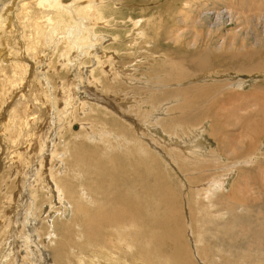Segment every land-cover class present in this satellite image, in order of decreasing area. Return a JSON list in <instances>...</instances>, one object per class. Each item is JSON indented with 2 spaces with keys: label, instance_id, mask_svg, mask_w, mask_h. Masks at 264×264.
Listing matches in <instances>:
<instances>
[{
  "label": "rangeland",
  "instance_id": "1",
  "mask_svg": "<svg viewBox=\"0 0 264 264\" xmlns=\"http://www.w3.org/2000/svg\"><path fill=\"white\" fill-rule=\"evenodd\" d=\"M14 1L0 0V13ZM23 2L0 63V264H178V232L192 264H264V119L249 125L246 115L264 111V0H80L52 26L53 39L33 41L36 22L16 17ZM26 7L41 14L32 0ZM68 25L82 35H56ZM230 54L256 69H221ZM197 136L201 155L188 143ZM152 188L163 202L143 200ZM111 206L137 214L117 225Z\"/></svg>",
  "mask_w": 264,
  "mask_h": 264
},
{
  "label": "bare ground",
  "instance_id": "2",
  "mask_svg": "<svg viewBox=\"0 0 264 264\" xmlns=\"http://www.w3.org/2000/svg\"><path fill=\"white\" fill-rule=\"evenodd\" d=\"M17 1V0H16ZM16 1H14L13 3H11V4H9V5H7L6 7H4L3 9H2V12L0 13V63H2V57L4 56V47L6 46V41L11 37V35L14 33V25H13V23H12V12L14 11V8L16 7ZM22 1H24L23 3H25V4H22L20 7H19V12L17 13V15H16V17H17V19H18V23H19V19L20 20H23V19H26V18H29V19H31L32 21H35L36 22V31L35 30H33V26L32 25H30V23H29V28H28V36H26V37H28V39H27V41H33L34 39H36V36L38 37V36H46V35H48L49 36V39L51 40V39H53L54 37H55V32L52 30V26L54 25V24H57V22L61 19L62 20V18H61V16H62V14H63V12L64 13H68V11H69V9H70V4L71 3H75L76 1L77 2H79L80 0H32V1H34V4H35V6L37 7V9L39 10V12L41 13L40 15H35V14H33L32 13V11L31 10H29V9H27V7H26V4H27V2L28 1H31V0H22ZM82 1V0H81ZM18 3V2H17ZM76 4V3H75ZM30 6V5H29ZM71 6H72V4H71ZM89 8V7H88ZM84 9V8H83ZM80 10V9H79ZM216 11V10H215ZM218 11V10H217ZM71 13V12H70ZM52 14H59V17H57V19L55 20L54 18V20H52ZM96 14V13H95ZM65 15V14H64ZM35 16H38V18H36ZM204 16H206V17H209L208 15H204ZM204 16H202V17H204ZM64 17V16H63ZM247 17V16H246ZM206 19V18H205ZM200 20V19H199ZM216 20H220V16H216ZM261 21H263V20H261ZM98 22V21H97ZM258 22V21H257ZM32 23V22H31ZM61 24V23H60ZM34 25V24H33ZM74 25V24H73ZM66 26V25H65ZM84 25H82V27H83ZM76 27H69V25H68V28L65 30V32H63V33H61L60 32V30H57L58 31V33L59 34H56V35H60V34H63L62 35V37H63V39L64 40H72V39H77V38H79L81 35H82V33H81V29H75ZM140 35V34H139ZM92 36V38L94 39L95 38V36L94 35H91ZM91 36H90V39H91ZM13 37V36H12ZM138 38H140V37H138ZM226 39V38H225ZM224 39V40H225ZM35 42H36V44L38 43V40H35ZM31 46H34L35 44H30ZM36 46V45H35ZM83 47V46H82ZM220 47V46H219ZM28 49H30V50H32V48H28ZM74 50V49H73ZM85 50V49H84ZM42 54V53H41ZM43 56V55H42ZM112 57V56H111ZM58 59V58H57ZM225 61H226V63L223 65V67H220L221 69L222 68H224V69H226V70H241L242 72H251V71H254V70H252V69H256V66H253V65H251V63H252V58H249L248 60H245V57H242L241 58V56H240V54H235V55H233V54H230V55H228L227 57H225ZM195 63H196V61H194ZM262 64H264V59L263 60H261L260 61ZM261 63H257V65H259V64H261ZM22 67V66H21ZM205 67V66H204ZM264 67V66H263ZM13 68V67H12ZM14 68H15V66H14ZM23 68V67H22ZM26 68V67H25ZM262 68V67H261ZM82 69V68H81ZM194 69L196 70H202L203 69V67H202V65H201V63H196L195 65H194ZM107 71V70H106ZM193 71V70H192ZM225 71V70H224ZM109 74V73H108ZM116 75V74H115ZM106 77H107V75H106ZM105 77V78H106ZM109 77V76H108ZM107 77V78H108ZM17 78H19V77H17ZM106 78V79H107ZM135 79V78H134ZM110 80H112L111 78H110ZM127 80V79H126ZM129 80V79H128ZM146 80V79H145ZM144 81V80H143ZM138 82V81H137ZM136 82V83H137ZM44 83V82H43ZM139 83V82H138ZM127 84V83H126ZM236 83H231V84H228V86L227 87H230L231 85H233V87H235L236 85H238V83L235 85ZM144 85H146V84H144ZM153 85V84H152ZM19 86V85H18ZM241 86V85H240ZM239 86V87H240ZM16 87V86H15ZM142 87V86H141ZM159 87V86H158ZM101 88V87H100ZM237 88V87H236ZM15 89V88H14ZM227 89V88H226ZM197 90V89H196ZM188 92V91H187ZM211 92V91H210ZM259 93V92H258ZM254 95H255V100H256V102L259 100L256 96H258L255 92L253 93ZM111 95H113V94H111ZM128 95V94H127ZM137 95V94H136ZM227 95H229L228 97H232L233 96V94H227ZM244 95V94H243ZM247 95V94H246ZM260 95V94H259ZM89 96V95H88ZM238 96V95H237ZM251 96V95H250ZM123 98L125 97V96H122ZM148 97V96H147ZM195 97H196V95H195ZM198 97V96H197ZM98 98V97H97ZM251 99H249L250 101L252 100V97H250ZM126 99V98H125ZM129 99V98H128ZM132 99V98H131ZM145 98H143V100H144ZM91 100V99H90ZM98 100V99H97ZM107 100H109L110 101V99H107ZM106 100V101H107ZM160 100V99H159ZM248 100V101H249ZM98 101H100V102H103V104H104V101L103 100H98ZM108 101V102H109ZM217 101V100H216ZM215 101V102H216ZM250 103H252V102H250ZM258 103H261V102H258ZM216 104H219V103H216ZM79 105V104H78ZM108 105V104H107ZM114 105V104H113ZM120 105V104H119ZM121 105H125V104H121ZM121 105L119 106L120 108H121ZM86 106V105H85ZM92 106V105H91ZM103 106V105H102ZM127 106V105H126ZM242 106V105H241ZM241 106H240V108H241ZM104 107H105V104H104ZM110 107V106H109ZM263 107V106H262ZM84 108H86V107H84ZM100 108V107H99ZM107 108V107H106ZM127 108V107H126ZM126 108L125 109H123L124 111L126 110ZM164 107H162L161 106V109H163ZM260 108V107H259ZM258 108V109H259ZM104 109V108H103ZM109 109V108H108ZM245 109V108H244ZM264 109V108H263ZM114 110V109H113ZM121 110V109H120ZM144 110V109H143ZM185 110V109H184ZM202 110V109H201ZM240 110V109H239ZM101 111V110H100ZM104 111H106L105 109H104ZM115 111V110H114ZM117 111V110H116ZM127 111V110H126ZM128 111H129V109H128ZM186 111H188V109H186ZM200 111V110H199ZM110 112H112V111H110ZM185 112V111H184ZM207 112V111H206ZM248 113L246 114V115H252V120H250V119H248L249 121V125L250 124H252L250 121H252V122H256V121H259V120H262V119H264V114L262 113V112H264L263 110H260V111H251V112H249V111H247ZM113 113V112H112ZM119 113H121L120 111H119ZM126 113V112H125ZM125 113H123L124 115H125ZM193 113V112H192ZM202 113V112H201ZM200 113V114H201ZM226 113V112H225ZM115 115H117L116 113H114ZM122 114V113H121ZM187 114H188V112H187ZM219 114V113H218ZM231 114H232V116L231 117H235L236 116V118H237V121L234 119V120H232V121H234L233 122V126L236 128V127H238L237 125H239V128L241 129L240 130V135L242 134V132H243V130L245 129L242 125H240L238 122L240 121L239 119H241L240 118V116L239 115H233V113L231 112ZM120 115V114H119ZM127 115H128V113H127ZM130 115V114H129ZM159 115V114H158ZM245 115V116H246ZM226 116L229 118L230 117V113H228V114H226ZM112 117V116H111ZM120 117H121V115H120ZM137 117V116H136ZM147 117L149 118V119H152V118H154L155 117V114H147ZM230 117V118H231ZM126 118H127V116H126ZM159 118V117H158ZM147 119V118H146ZM218 118L217 117H212V124H213V120H214V124L215 125H217V124H219V120H217ZM220 119H221V117H220ZM223 119V118H222ZM232 119V118H231ZM230 119V120H231ZM5 120V119H4ZM104 120V119H103ZM125 120V119H124ZM126 121V120H125ZM128 121V120H127ZM139 121H141V120H139ZM162 121H163V119H162ZM118 122V121H117ZM116 122V123H117ZM248 122L246 121V124H248ZM58 123V122H57ZM128 123V122H127ZM159 123V122H158ZM87 124V123H86ZM90 124V123H89ZM119 123H117V125H118ZM129 124V123H128ZM135 124V123H134ZM162 124V123H161ZM263 124H264V122H263ZM153 125V124H152ZM245 125V124H244ZM262 125V124H261ZM12 126V125H11ZM16 126V125H15ZM18 126V125H17ZM241 126V127H240ZM92 127V126H91ZM135 127V126H134ZM149 127V126H148ZM223 127V126H222ZM246 127V126H245ZM253 127V126H252ZM260 127H262V126H260ZM137 128V127H136ZM142 129H143V127H141ZM140 128V129H141ZM156 128V127H155ZM83 129V128H82ZM85 129V128H84ZM150 129V128H149ZM148 129V130H149ZM152 129V128H151ZM17 130V129H16ZM16 130H15V132H16ZM62 130V129H61ZM104 130H105V128H104ZM145 130V129H144ZM143 130V131H144ZM256 130V129H255ZM65 131V130H64ZM81 131V130H80ZM95 131V130H94ZM237 131V130H236ZM239 131V130H238ZM237 131V132H238ZM246 131V130H245ZM250 131V130H249ZM18 132V131H17ZM20 132V131H19ZM100 132V131H99ZM112 132V131H111ZM231 132V131H230ZM113 133V132H112ZM193 133H195V134H193L192 136H194V137H196V133H199V135L201 134V132H200V128H197L196 130H194L193 131ZM232 133H235V131L234 130H232ZM18 134V133H17ZM46 134V133H45ZM77 134V133H76ZM143 134H144V132H143ZM228 134V133H227ZM74 135V134H73ZM96 135V134H95ZM159 135V134H158ZM198 135V136H199ZM213 137H215L216 139H218V140H221L222 138L221 137H228V136H226V133H222V131L220 130H218V131H213L212 132V134H211ZM229 135V134H228ZM231 135V134H230ZM23 136V135H22ZM49 136V135H48ZM76 136V135H75ZM75 136H74V138H75ZM115 136V135H114ZM197 136V137H198ZM15 137V136H14ZM73 137V136H72ZM106 137V136H105ZM118 137V136H117ZM122 137H123V135H122ZM125 137V136H124ZM156 137V136H155ZM189 137V136H188ZM233 137V136H232ZM41 138H43V136H41ZM68 138V137H67ZM109 138V137H108ZM114 138V137H113ZM192 138V137H191ZM221 138V139H220ZM239 138V137H238ZM15 139V138H14ZM63 139V138H62ZM76 139H77V137H76ZM110 139H111V137H110ZM119 139H120V137H119ZM156 139V138H155ZM165 139V138H164ZM188 139V138H187ZM190 139V138H189ZM232 139V138H231ZM115 140H116V138H115ZM124 140V139H123ZM126 140V139H125ZM129 140V139H128ZM154 140V139H153ZM185 140V139H184ZM43 141V140H42ZM65 141H68L66 138H65ZM96 141H97V139H96ZM105 141V140H104ZM103 141V142H104ZM131 141V140H130ZM133 141H134V139H133ZM182 141V140H181ZM180 141V142H181ZM117 142V141H116ZM124 142V141H123ZM120 143V145H125L124 143H126V142H124V143ZM132 142V141H131ZM142 142V141H141ZM185 142V141H184ZM183 142V143H184ZM189 142H192V143H194V144H196L195 145V151L196 152H200V155L207 149V148H205V147H203L201 144H205L206 142H203V139L201 140V139H199V137L198 138H194L193 140H191V141H188V143ZM42 143V142H41ZM72 143V142H71ZM119 143V142H118ZM153 143V142H152ZM155 143H156V141H155ZM182 143V144H183ZM43 144V143H42ZM62 144V143H61ZM66 144V143H65ZM130 144V143H129ZM144 144V143H143ZM148 144V143H147ZM182 144L180 145V146H182ZM137 145V144H136ZM152 145V144H151ZM157 145V144H156ZM69 146V145H68ZM72 146V145H71ZM128 146V145H127ZM52 147H53V145H52ZM121 147V146H120ZM134 147H136V146H134ZM148 147H149V145H148ZM186 147V146H185ZM188 147H190V146H188ZM69 148H70V146H69ZM124 148H126L125 146L123 147V149ZM128 148V147H127ZM138 148V147H137ZM137 148H135V150H137ZM144 148H145V145H144ZM152 148V147H151ZM155 148V147H154ZM159 148V147H158ZM157 148V149H158ZM194 148V147H193ZM187 149V148H186ZM189 149H191V148H189ZM200 149V150H199ZM229 149V148H228ZM131 150V149H130ZM144 150V149H143ZM183 150V149H182ZM184 150H185V148H184ZM199 150V151H198ZM36 151V150H35ZM67 151H68V149H67ZM125 151V150H124ZM127 151V150H126ZM151 151V150H150ZM180 151V150H179ZM189 151V150H188ZM238 151H239V153H241L242 155L245 153V150H243V149H240V148H238ZM157 152V151H156ZM161 152V151H160ZM184 152V151H183ZM193 152V151H192ZM67 153V152H66ZM145 153V152H144ZM229 153V152H228ZM63 154H65V152L63 153ZM136 154H140V153H136ZM146 154V153H145ZM152 154V153H151ZM154 154V153H153ZM191 154V153H190ZM232 154V153H231ZM166 155V154H165ZM195 155H197V153L195 154ZM245 155V154H244ZM127 156V155H126ZM140 156H141V154H140ZM190 156H192V155H190ZM225 156H227V155H225ZM118 157V156H117ZM130 157V156H129ZM138 157H139V155H138ZM187 157H188V155H187ZM54 158V157H53ZM122 158V157H121ZM125 158V157H124ZM142 158V157H141ZM144 158V157H143ZM158 158V157H157ZM161 158V157H160ZM190 158V157H189ZM188 158V159H189ZM123 159V158H122ZM128 159V158H127ZM193 159V158H192ZM28 160V159H27ZM128 160H130V158L128 159ZM142 160V159H141ZM140 160V161H141ZM145 160V159H144ZM236 160V159H235ZM121 161V160H120ZM146 161V160H145ZM144 161V162H145ZM149 161V160H148ZM238 161V160H237ZM243 161V160H242ZM55 162H56V160H55ZM131 162V161H130ZM150 162V161H149ZM23 163V162H22ZM57 163V162H56ZM126 164L128 163V169H129V165H131V163H129V162H125ZM148 164V163H147ZM136 165H138L137 163H136ZM206 165V164H205ZM56 166V165H55ZM61 166H62V164H61ZM98 167V166H97ZM126 167V166H125ZM100 168V167H99ZM131 168V167H130ZM141 168H142V166H141ZM50 169V168H49ZM102 169V168H101ZM104 169V168H103ZM127 169V170H128ZM147 169V168H146ZM126 170V169H125ZM134 170V169H133ZM140 170V169H139ZM101 171V170H100ZM106 171V170H105ZM48 172V171H47ZM86 172H88V171H86ZM102 172V171H101ZM135 172V171H134ZM216 172V171H215ZM94 173V172H93ZM105 173V172H104ZM136 173V172H135ZM86 174V173H85ZM92 174V173H91ZM100 174V173H99ZM130 174H132V173H130ZM49 175V174H48ZM72 175V174H71ZM88 175V174H87ZM86 175V176H87ZM120 175V174H119ZM123 175V174H122ZM127 175H129V174H127ZM134 175V174H133ZM140 175V174H139ZM215 175V174H214ZM47 176V175H46ZM64 176V175H63ZM90 176V175H89ZM131 176V175H130ZM130 176H126V179H127V177H129V179L131 178ZM142 176V175H141ZM198 177V176H197ZM115 178H117V177H115ZM217 178V177H216ZM24 179V178H23ZM147 179V178H146ZM159 179V178H158ZM189 179V178H188ZM86 180H87V178H86ZM140 179H138V181H139ZM148 180V179H147ZM23 181V180H22ZM123 181V180H122ZM129 181V180H128ZM127 181V182H128ZM131 181H132V178H131ZM134 181V180H133ZM143 181V180H142ZM154 181H155V179H154ZM213 181V180H212ZM77 182V181H76ZM123 182H125V181H123ZM160 182H162V181H160ZM56 183V182H55ZM130 183V182H129ZM131 183H133V182H131ZM215 183V182H214ZM218 183V182H217ZM255 183V182H254ZM87 185L89 184V183H86ZM118 184H120V182L118 183ZM117 184V185H118ZM124 184H126V182L124 183ZM124 184H120L121 186L122 185H124ZM128 184V183H127ZM134 184V183H133ZM137 184H139L138 182H137ZM154 184H157L156 183V181H155V183ZM164 184V183H163ZM216 184V183H215ZM83 185V184H82ZM105 185V184H104ZM141 186L140 187H144L145 189H146V187L148 186L147 184H146V186H145V184H144V186H142V184H140ZM195 185V184H194ZM250 185V184H249ZM78 186H79V184H78ZM89 186V185H88ZM113 186V185H112ZM112 186H110V187H112ZM127 186H129V184L127 185ZM136 185H134V187H135ZM153 186H155V185H153ZM158 186H159V184H158ZM157 186V188H160V190H161V187L159 186L158 187ZM89 187H91V186H89ZM107 187V186H106ZM116 187V186H115ZM126 186H124V187H122V188H125ZM221 187V186H220ZM63 188V187H62ZM80 188V187H79ZM78 188V189H79ZM101 188V187H100ZM113 188V187H112ZM121 188V189H122ZM148 188V187H147ZM77 189V188H76ZM81 190H83V188H80ZM135 189H136V187H135ZM203 189H206V187L205 188H203ZM59 190V189H58ZM57 190V191H58ZM62 190V189H61ZM80 190V191H81ZM94 190H96V189H94ZM102 191L104 190V189H101ZM130 190H132V189H130ZM152 190H153V188H152ZM151 190V191H152ZM160 190H153L154 192H152L153 193V195H151V193L150 192H142V195H143V200H145L146 202L147 201H150V200H156V201H160L161 200V198L160 197H158V196H156V192L158 191H160ZM217 190H219V189H217ZM222 190V189H221ZM64 191H66V190H64ZM79 191V192H80ZM85 190H83L82 192H84ZM89 191V190H88ZM93 191V190H92ZM125 191V196H126V198L128 197V198H134L133 196V193H132V191H134V190H132L131 191V193L130 192H128V191H126V190H124ZM137 191H138V189H137ZM201 191V190H200ZM35 192V191H34ZM91 192V191H90ZM100 192V191H99ZM109 192V191H108ZM115 192H117V191H115ZM120 192V191H119ZM122 192V191H121ZM162 192V191H161ZM204 192V191H203ZM85 193H87V191L85 192ZM84 193V194H85ZM89 193V192H88ZM94 194V192H91V194ZM104 193V192H103ZM113 193V192H112ZM124 193V192H123ZM162 193H164V192H162ZM205 193V192H204ZM222 193V192H221ZM78 194V193H77ZM90 194V196H92ZM224 194V193H223ZM62 195V194H61ZM76 195V194H75ZM83 195V194H82ZM109 195V194H108ZM124 195V194H123ZM158 195V194H157ZM78 196V195H77ZM81 195L79 194V197H80ZM87 196V195H86ZM161 196V195H160ZM205 196H208V195H205ZM59 197V196H58ZM67 197V196H66ZM71 197V196H70ZM112 197V196H111ZM162 197H163V195H162ZM65 198V197H64ZM86 198V197H85ZM115 198H116V196H115ZM118 198V197H117ZM139 197H137V199H138ZM83 199V198H82ZM96 199V198H95ZM140 199V198H139ZM61 200V199H60ZM69 200V199H68ZM142 200V199H141ZM211 200V199H210ZM57 201H59V200H57ZM66 201V200H65ZM86 201H87V199H86ZM90 201V200H89ZM133 201H135V198L133 199ZM162 201V200H161ZM212 201V200H211ZM64 202V201H63ZM121 202V201H120ZM163 202V201H162ZM59 203V202H58ZM65 204H66V202H64ZM118 203V202H117ZM117 203H114V204H116L117 205ZM161 203V202H160ZM160 203H156V205L159 207V205H160ZM76 204L77 205H80L81 206V204L80 203H77L76 202ZM98 204V203H97ZM132 206H133V204H135L134 202L133 203H130ZM137 204V203H136ZM166 204V203H165ZM59 205H61V204H59ZM94 205V204H93ZM92 205V206H93ZM122 205V204H121ZM140 206H141V204H139ZM76 206V205H75ZM91 206V205H90ZM102 206V205H101ZM161 206V205H160ZM64 207H66L65 205H64ZM99 207H100V205H99ZM98 207V208H99ZM104 207V206H103ZM142 207V206H141ZM81 208V207H80ZM93 208H94V206H93ZM105 208V207H104ZM125 208V207H124ZM130 208V207H129ZM133 208H136V207H133ZM65 209V208H64ZM67 209V208H66ZM100 209V208H99ZM101 209H102V207H101ZM137 210H138V208H136ZM171 209V208H170ZM96 210H98V209H96ZM111 210H112V212H113V214L114 215H112V216H114V218H112V220L113 219H115V221H116V224L117 225H120V224H122V222L123 221H125V220H127V222H129L131 219H133V217L137 214V212L135 211V209H132V210H125V209H114V208H112V206H111ZM148 210V209H147ZM146 210V211H147ZM79 210H77V212H78ZM93 211V210H92ZM105 211V210H104ZM152 211V210H151ZM151 211H150V213H151ZM88 212V211H87ZM143 212V211H142ZM154 212V211H153ZM191 212V211H190ZM94 213V212H93ZM107 213V212H106ZM139 213H141V212H139ZM144 213H147V212H145V210H144ZM174 213V212H173ZM189 213V212H188ZM75 214H78V213H75ZM149 214V213H148ZM90 215V214H89ZM102 215H106L107 216V214H105V212H99V216H102ZM152 215V214H151ZM77 216V215H76ZM78 216H80V215H78ZM83 216V215H82ZM94 216V215H93ZM96 216V215H95ZM149 216V215H148ZM153 216V215H152ZM177 216V215H176ZM189 216L191 217V215H190V213H189ZM95 218V217H94ZM97 218V217H96ZM109 218V217H108ZM110 218V219H111ZM160 218H162V217H160ZM100 219H102V218H100ZM122 220L121 222H117V220ZM145 219V218H144ZM85 219H83V221H84ZM99 220V219H98ZM109 220V219H108ZM138 220V219H137ZM148 219H146V221H147ZM80 221V220H79ZM104 221V220H103ZM156 221V220H155ZM108 222H113V221H111V220H109ZM140 223L141 222H143L142 220L141 221H139ZM22 223V222H21ZM81 223V222H80ZM89 223V222H88ZM94 223H96V222H94ZM106 223V222H105ZM109 223V225H112V223L110 224ZM87 224V223H86ZM104 224V223H103ZM114 224V223H113ZM134 224V223H133ZM132 224V225H133ZM160 224H163V223H160ZM143 225V224H142ZM141 225V226H142ZM92 226V225H91ZM162 226V225H161ZM23 227V226H22ZM63 227H65V226H63ZM100 227H102V226H99V228H97V230H98V233H99V229H102V228H100ZM107 227V226H106ZM66 228V227H65ZM82 228V227H81ZM90 228V227H89ZM94 228V227H93ZM108 228V227H107ZM110 228V227H109ZM113 228V227H112ZM118 228V227H117ZM121 228H123L122 226L120 227V229H118V230H121ZM125 228V227H124ZM128 228V227H127ZM130 228V227H129ZM128 228V229H129ZM164 228V227H163ZM68 229V228H67ZM83 229V228H82ZM126 229V228H125ZM134 229H135V227H134ZM7 230V229H6ZM65 230V229H64ZM70 230V229H69ZM110 230H112V229H110ZM116 230V229H115ZM124 230V229H123ZM122 230V231H123ZM136 230V229H135ZM169 230H171V229H169ZM67 231V230H66ZM91 231H92V229H91ZM93 231H95L94 229H93ZM92 231V232H93ZM108 231V230H107ZM106 231V232H107ZM129 231V230H128ZM177 231V230H176ZM101 232V231H100ZM125 232V231H124ZM139 232H140V230H139ZM138 232V233H139ZM147 232H149V231H147ZM167 232H169V231H167ZM172 233H173V231H171ZM182 232V231H181ZM7 233V232H6ZM70 233V232H69ZM85 233H87V232H85ZM84 233V234H85ZM93 233H95V232H93ZM108 233V232H107ZM142 233V232H141ZM101 234H104V233H101ZM123 234V233H122ZM131 234V233H130ZM63 235V234H62ZM66 235V234H65ZM88 235V234H87ZM98 235V237H99V234H97ZM97 235H95L96 237H97ZM119 235V234H118ZM142 235V234H141ZM169 235V234H168ZM180 235H182L181 233H179L178 232V235L175 237H172L171 238V240H174L175 238H176V241H177V244H178V264H192V263H190V261L187 259V255H186V252L184 251V247L181 245V244H179V239L180 240H182V236H180ZM64 236V235H63ZM114 236V235H113ZM184 236V235H183ZM95 237V238H96ZM109 237V236H108ZM133 237V236H132ZM151 237V236H150ZM153 237V236H152ZM89 238V237H88ZM94 238V237H93ZM94 238V239H95ZM103 238H107V237H105V236H103ZM103 238H100V239H103ZM110 238V237H109ZM148 238V237H147ZM153 238H155V237H153ZM157 238V237H156ZM168 238H169V236H168ZM68 239V238H67ZM90 239H92V238H90ZM93 239V240H94ZM115 239V238H114ZM69 240V239H68ZM96 240V239H95ZM104 240V239H103ZM113 240V239H112ZM121 240V239H120ZM158 240H159V238H158ZM47 241V240H46ZM70 241H73V240H70ZM69 241V242H70ZM110 241V240H109ZM148 241V240H147ZM64 242V241H63ZM67 242V241H66ZM65 242V243H66ZM98 242V241H97ZM100 242V241H99ZM103 242V241H102ZM113 242H115V241H112V243ZM139 242V241H138ZM167 242H168V239H167ZM169 242H170V239H169ZM182 242V241H181ZM180 242V243H181ZM13 243V242H12ZM64 243V244H65ZM71 243V242H70ZM106 243V242H105ZM117 243V242H116ZM127 243H128V241H127ZM145 243V242H144ZM159 243V242H158ZM89 244V243H88ZM94 244V243H93ZM137 243H135L134 245L135 246H137L136 245ZM171 244V243H170ZM89 245H91V244H89ZM99 245V244H98ZM109 245H111V243L109 244ZM108 245V246H109ZM147 245V244H146ZM150 245H152V244H150ZM172 245V244H171ZM174 245H175V243H174ZM28 246V245H27ZM66 246V245H65ZM106 246V245H105ZM119 246V245H118ZM134 246V247H135ZM177 246V245H176ZM67 247V246H66ZM84 247V246H83ZM112 247H114V246H112ZM151 247V246H150ZM56 248H57V246H56ZM72 248H73V246H72ZM118 248V247H117ZM157 248V247H156ZM116 249V248H115ZM123 249V248H122ZM140 249V248H139ZM151 250V249H150ZM155 250V249H154ZM175 250H177V249H175ZM57 251V250H56ZM137 251H138V249H137ZM140 252H141V250H139ZM138 251V252H139ZM147 251H149V250H147ZM153 251V250H152ZM58 252V251H57ZM60 252V254H61V251H59ZM126 252V251H125ZM204 252V251H203ZM68 253V252H67ZM74 253V252H73ZM135 253V252H134ZM148 253V252H147ZM57 254V253H56ZM59 254V255H60ZM62 254H64V253H62ZM53 255V254H52ZM65 255V254H64ZM63 255V256H64ZM124 255H127L126 253L124 254ZM123 255V256H124ZM131 255V254H130ZM146 255V254H145ZM77 256V255H76ZM147 256H150V254H147L146 255V257ZM140 256H138V258H139ZM142 257V256H141ZM140 257V258H141ZM57 258H59V257H57ZM151 258H152V255H151ZM154 258V257H153ZM57 260V259H56ZM133 260V259H132ZM139 260H141V259H139ZM27 261V260H26ZM143 262H144V259L142 260ZM69 262H71V260L69 261ZM81 262V261H80ZM120 262V261H119ZM142 263V262H141ZM58 264V263H57ZM90 264H91V262H90ZM113 264V263H112ZM120 264H121V262H120ZM126 264H127V262H126ZM143 264V263H142ZM145 264H148V263H145Z\"/></svg>",
  "mask_w": 264,
  "mask_h": 264
},
{
  "label": "water",
  "instance_id": "3",
  "mask_svg": "<svg viewBox=\"0 0 264 264\" xmlns=\"http://www.w3.org/2000/svg\"><path fill=\"white\" fill-rule=\"evenodd\" d=\"M73 129L76 130L77 129V126H73Z\"/></svg>",
  "mask_w": 264,
  "mask_h": 264
}]
</instances>
